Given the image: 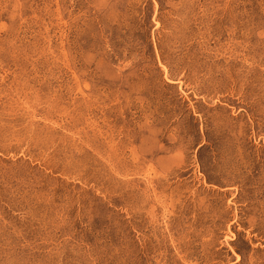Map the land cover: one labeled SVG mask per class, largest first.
Listing matches in <instances>:
<instances>
[{
    "label": "rangeland",
    "instance_id": "374dc122",
    "mask_svg": "<svg viewBox=\"0 0 264 264\" xmlns=\"http://www.w3.org/2000/svg\"><path fill=\"white\" fill-rule=\"evenodd\" d=\"M0 264H264V0H0Z\"/></svg>",
    "mask_w": 264,
    "mask_h": 264
}]
</instances>
